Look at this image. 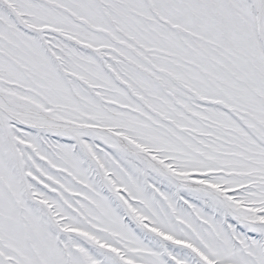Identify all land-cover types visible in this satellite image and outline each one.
<instances>
[{"label":"snow or ice","instance_id":"1","mask_svg":"<svg viewBox=\"0 0 264 264\" xmlns=\"http://www.w3.org/2000/svg\"><path fill=\"white\" fill-rule=\"evenodd\" d=\"M0 264H264V0H0Z\"/></svg>","mask_w":264,"mask_h":264}]
</instances>
